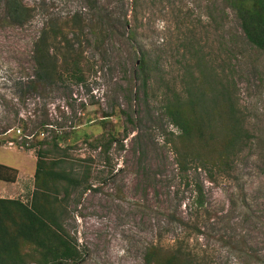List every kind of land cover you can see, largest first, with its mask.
Listing matches in <instances>:
<instances>
[{
    "label": "rangeland",
    "instance_id": "rangeland-1",
    "mask_svg": "<svg viewBox=\"0 0 264 264\" xmlns=\"http://www.w3.org/2000/svg\"><path fill=\"white\" fill-rule=\"evenodd\" d=\"M13 1L25 20L11 25L0 0V164L16 174L0 197L28 204L35 187L34 151L21 142L63 136L87 189L60 204L58 223L80 255L61 264H146L150 249L175 251L180 264H264V51L245 39L233 0ZM41 36L57 64V42L70 40L82 83L35 81ZM199 72L240 121L243 135L223 152V118L211 143L184 141L161 108L200 87ZM170 142L186 154L182 171ZM191 151L212 164L196 168ZM20 253L39 257L30 245Z\"/></svg>",
    "mask_w": 264,
    "mask_h": 264
},
{
    "label": "trees",
    "instance_id": "trees-1",
    "mask_svg": "<svg viewBox=\"0 0 264 264\" xmlns=\"http://www.w3.org/2000/svg\"><path fill=\"white\" fill-rule=\"evenodd\" d=\"M5 3L9 8L10 24L21 25L25 20L24 9L13 0H5ZM229 6L247 42L264 51V0H233ZM41 43H43L42 36L33 51L35 81L51 84L61 83L66 79L75 84L82 83L79 69L80 58L70 40L61 36V40L56 44L63 45L60 47L59 64H57L56 55L50 58L47 48L38 47ZM48 60H51V63ZM189 77L193 82L194 79L190 75ZM198 80L200 87L187 90L188 94L186 92L187 98L184 102H180L173 94H170L171 99L165 97L161 108L170 125L179 132L176 138L184 141L201 140L206 137V140L211 143L215 136H220L224 130L221 123L223 118L226 126L225 134L227 133L228 136L223 139L225 142L221 145L223 152L232 147L243 135L240 121L229 102L223 105L222 113L220 102L224 98L228 101L229 97L227 95L224 97V89L212 79V76L199 72ZM145 83L146 80L142 78V90L145 88ZM36 136L33 135L31 138L34 139ZM63 140V136L56 135L49 143L43 139L33 143H27L28 141L20 143L25 150L34 151L35 187L28 204L18 200L0 199V264H27L29 261L34 264H61L64 260L75 261L80 258L74 244L65 238L57 216L60 204L67 200L72 192L79 188L87 189L84 185L87 183V175L83 172L78 173L76 169L67 165L65 147L58 145L62 144ZM106 144L108 145L109 142L107 141ZM202 145L206 146L205 143ZM171 148L175 157L179 159L176 161L178 170H184L187 164L186 154L182 156L181 153H177L176 150L179 147L173 144ZM192 153L196 152L191 151L190 154ZM203 153H210V151L203 150ZM205 158L206 156L193 154L189 162L196 168L206 170L207 166L212 164V160L208 164ZM15 174V169L0 164V182L13 183ZM194 191L195 203L199 207L202 205L201 188L196 186ZM24 245L32 246L33 252L39 255L38 259H32L26 255L27 262L24 255L20 253V248ZM145 261L146 264L150 262L180 264L182 262L175 251L169 250L160 255V252L155 249L146 252Z\"/></svg>",
    "mask_w": 264,
    "mask_h": 264
},
{
    "label": "crops",
    "instance_id": "crops-1",
    "mask_svg": "<svg viewBox=\"0 0 264 264\" xmlns=\"http://www.w3.org/2000/svg\"><path fill=\"white\" fill-rule=\"evenodd\" d=\"M28 173V172H27ZM27 173H25V174H23V175H26ZM0 199H2L1 197H0Z\"/></svg>",
    "mask_w": 264,
    "mask_h": 264
},
{
    "label": "built area",
    "instance_id": "built-area-1",
    "mask_svg": "<svg viewBox=\"0 0 264 264\" xmlns=\"http://www.w3.org/2000/svg\"><path fill=\"white\" fill-rule=\"evenodd\" d=\"M16 132H18V131H16Z\"/></svg>",
    "mask_w": 264,
    "mask_h": 264
}]
</instances>
